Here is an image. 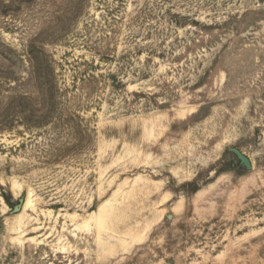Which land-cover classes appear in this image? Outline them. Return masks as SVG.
<instances>
[{"label":"rangeland","instance_id":"374dc122","mask_svg":"<svg viewBox=\"0 0 264 264\" xmlns=\"http://www.w3.org/2000/svg\"><path fill=\"white\" fill-rule=\"evenodd\" d=\"M0 264H264V0H0Z\"/></svg>","mask_w":264,"mask_h":264},{"label":"water","instance_id":"95a60500","mask_svg":"<svg viewBox=\"0 0 264 264\" xmlns=\"http://www.w3.org/2000/svg\"><path fill=\"white\" fill-rule=\"evenodd\" d=\"M231 151L235 154L236 158L238 159L239 161V164L244 167L245 169L247 170H250L251 169V162L250 160L248 159V157H246L243 153H241L239 150L237 149H234L232 148ZM23 201L20 200L18 204H16L14 206V212H19L21 211L22 209V206H23Z\"/></svg>","mask_w":264,"mask_h":264},{"label":"trees","instance_id":"16d2710c","mask_svg":"<svg viewBox=\"0 0 264 264\" xmlns=\"http://www.w3.org/2000/svg\"><path fill=\"white\" fill-rule=\"evenodd\" d=\"M195 190H196V188H195Z\"/></svg>","mask_w":264,"mask_h":264}]
</instances>
